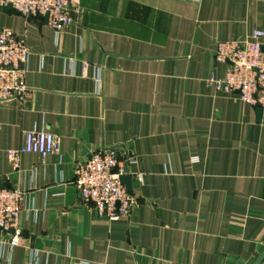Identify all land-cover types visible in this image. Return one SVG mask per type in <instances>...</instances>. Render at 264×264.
Here are the masks:
<instances>
[{
    "label": "crops",
    "instance_id": "obj_1",
    "mask_svg": "<svg viewBox=\"0 0 264 264\" xmlns=\"http://www.w3.org/2000/svg\"><path fill=\"white\" fill-rule=\"evenodd\" d=\"M70 16L56 33L0 8L30 52L27 98L0 101V187L24 192L21 245L0 264H33L31 249L37 264H252L264 249V111L205 78L224 75L217 41L264 31V0H81ZM33 129L55 151L13 167L8 152ZM108 147L135 159L136 205L117 220L74 184L76 164Z\"/></svg>",
    "mask_w": 264,
    "mask_h": 264
},
{
    "label": "built area",
    "instance_id": "obj_2",
    "mask_svg": "<svg viewBox=\"0 0 264 264\" xmlns=\"http://www.w3.org/2000/svg\"><path fill=\"white\" fill-rule=\"evenodd\" d=\"M81 0H0V8H10L25 18L44 16L56 33L71 22L70 13ZM264 31L253 29L239 40H219L214 51L216 63L224 64L225 71L218 78L211 71L205 83L264 111ZM29 49L23 36L0 27V101L28 96L25 82ZM100 83L99 75L96 78ZM56 149L55 136L47 130H28L22 145L8 152L13 167L22 153H36L46 157ZM133 156L120 158L118 150L108 147L93 151L74 167V184L81 198L93 204L100 218L117 220L129 217L136 205L135 197L122 182L126 164H133ZM24 192L18 187H0V258L21 245L19 219ZM7 236V238H4ZM29 260L37 264L39 253L29 251ZM8 260V258H7ZM8 263V262H7Z\"/></svg>",
    "mask_w": 264,
    "mask_h": 264
},
{
    "label": "water",
    "instance_id": "obj_3",
    "mask_svg": "<svg viewBox=\"0 0 264 264\" xmlns=\"http://www.w3.org/2000/svg\"><path fill=\"white\" fill-rule=\"evenodd\" d=\"M264 49V47H263ZM262 110L260 108L256 109L257 117H260ZM122 182L126 185L128 191H131V175L125 174L122 176ZM264 258V249L258 255V257L252 262V264H259L261 260Z\"/></svg>",
    "mask_w": 264,
    "mask_h": 264
}]
</instances>
